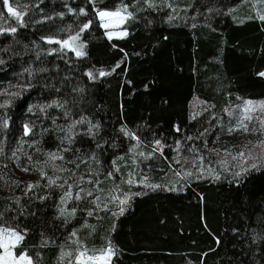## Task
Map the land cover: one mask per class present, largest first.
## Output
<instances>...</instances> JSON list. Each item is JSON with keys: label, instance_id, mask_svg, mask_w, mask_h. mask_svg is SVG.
Returning a JSON list of instances; mask_svg holds the SVG:
<instances>
[{"label": "trees", "instance_id": "obj_1", "mask_svg": "<svg viewBox=\"0 0 264 264\" xmlns=\"http://www.w3.org/2000/svg\"><path fill=\"white\" fill-rule=\"evenodd\" d=\"M23 3L0 33V226L24 235L15 255L61 264L111 248L109 264H264V167L184 181L172 158L175 142L200 144L191 100L218 115L264 100L261 0ZM125 6V36L107 40L96 13ZM143 166L146 188L125 186ZM64 175L92 200L61 203ZM113 188L140 192L118 216L105 205Z\"/></svg>", "mask_w": 264, "mask_h": 264}, {"label": "rangeland", "instance_id": "obj_2", "mask_svg": "<svg viewBox=\"0 0 264 264\" xmlns=\"http://www.w3.org/2000/svg\"><path fill=\"white\" fill-rule=\"evenodd\" d=\"M23 1L9 0V6L15 10H20L24 4ZM250 1L253 3L257 0ZM262 9L264 10V2H262ZM97 13L96 18L99 27L107 40L125 36L124 24L129 17L126 13H122L123 20H121V17L105 18L109 22L107 28L104 27L105 21L101 20ZM9 15L11 14L8 13L7 6L3 4V0H0V33L10 32L12 29ZM109 33L112 34L111 38H109ZM247 102L249 101H241L235 106L228 107L222 114L218 115L212 108L202 102L196 99L190 101L188 105L189 119L202 118L199 127L200 144L193 148L189 146L187 150L182 149L178 141L173 144L172 158L174 163L178 164L177 174L182 180L218 179L221 176L236 179L243 173L264 167V100L250 101L251 104ZM246 108L247 111H245ZM247 117H250V119ZM244 125L247 126V131L244 130ZM209 136L210 138L207 139ZM140 170L136 182L129 183V181H126L127 185L125 186L129 187L128 185H131L132 188L129 187L131 190L134 189V186L141 188L140 190L146 188L144 180L147 166H143ZM14 172L18 178L29 180V177L18 169L14 168ZM63 177L69 180H67L68 189L65 192L71 191L72 193V197L66 199L65 202L92 200V191L84 183L79 181V183H74L68 175ZM69 185L72 186L71 189H69ZM89 192H91V195H88ZM77 193L81 197L79 200L75 199ZM139 193V191L122 193L117 188H113L111 194L106 195L107 202L105 205L113 211L114 216H118L122 213L121 209L124 210L128 200ZM121 201H126V203H121ZM2 251L0 249V252ZM80 252L83 251L68 255L67 259L61 261V264H77L76 257ZM88 256H100V253ZM111 257L112 250L109 256L98 261H88L87 264H109Z\"/></svg>", "mask_w": 264, "mask_h": 264}, {"label": "snow or ice", "instance_id": "obj_3", "mask_svg": "<svg viewBox=\"0 0 264 264\" xmlns=\"http://www.w3.org/2000/svg\"><path fill=\"white\" fill-rule=\"evenodd\" d=\"M245 2H248V0H245ZM264 2V0H262ZM3 4L7 6V11L9 14L14 16L18 21L20 20L21 14L17 12L13 7L9 6V0H3ZM150 7L152 6L151 4L149 5ZM169 7H171L169 5ZM83 12V10H81ZM122 13H127V6H125L123 9L119 11H99L97 14L101 18V20H104V27L109 26V22L105 18H110V17H121V20L124 19L122 16ZM128 16L131 15V13H127ZM171 19V17H170ZM260 20L264 21V15H261L259 17ZM89 27V24H84L83 28L81 31L87 29ZM15 31V29H13ZM111 33H109V38H111ZM79 39V34L76 36L70 37L71 41H76ZM49 43H58V44H63L67 46L69 44V40L65 41H53L49 40ZM80 49H82L83 45L78 46ZM84 53L80 50H77V55H83ZM119 67V65H117ZM261 76H264V73H260ZM248 104H251V102H247ZM3 106V105H0ZM247 111V108L245 109ZM250 119V117H247ZM242 123V122H241ZM244 130L247 131V126L244 125ZM31 130L25 126V134L27 135ZM157 144H159V141H157ZM63 159V157H57L56 154H50L49 159ZM29 159H31L29 157ZM178 162V161H177ZM23 171H28L27 168L22 169ZM41 176H46V173L41 172ZM67 181H65L66 183ZM48 183L50 185L55 184L56 181L51 179L50 177L48 178ZM129 183H132L130 180ZM30 188L32 185L29 186ZM59 187H63V185H59ZM71 185H69V189H71ZM153 187H158V186H153ZM88 195H91V192L88 193ZM72 197L71 191H66L64 192L63 196L61 197V203H65L66 199H70ZM75 199L79 200L81 199L79 193L76 194ZM121 203H126V201H121ZM74 211V210H73ZM61 212L63 213V209H61ZM121 212H123V209H121ZM92 213L90 212L89 215ZM72 235H75V233H72ZM24 240V235H22L20 232L16 231L15 229H9V228H2L0 227V249L3 251L0 252V264H32V258L28 256L27 252H21L19 256H16L14 253L15 247H18L19 244ZM111 254V248L106 249V250H101L100 256H88L87 251L80 252L79 255L76 257L77 264H87L88 261H98L103 257H107Z\"/></svg>", "mask_w": 264, "mask_h": 264}]
</instances>
